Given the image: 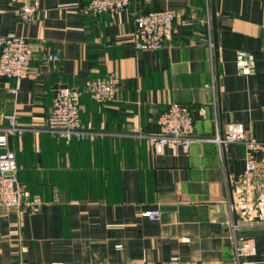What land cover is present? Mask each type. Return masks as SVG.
Masks as SVG:
<instances>
[{"label": "crops", "instance_id": "obj_1", "mask_svg": "<svg viewBox=\"0 0 264 264\" xmlns=\"http://www.w3.org/2000/svg\"><path fill=\"white\" fill-rule=\"evenodd\" d=\"M88 1L0 0V37L23 36L33 49L30 76H0V134L15 114L21 131L8 147L38 206L0 207V264H237L229 220L240 188L229 197L226 175L235 179L262 155L239 142L220 152L204 139L242 123L264 141V0H215L217 61L210 0H131L116 17L85 15ZM24 3L37 7L34 22L20 20ZM164 8L177 13L172 40L136 49V18ZM236 50L254 55L252 74L238 73ZM109 72L120 81L116 101L80 100L84 125L103 135L70 143L52 136L58 90ZM171 102L192 109L195 139L188 151L156 153L139 133L156 132ZM151 209L159 220L142 216ZM252 241L256 253L241 264H264V236Z\"/></svg>", "mask_w": 264, "mask_h": 264}, {"label": "built area", "instance_id": "obj_2", "mask_svg": "<svg viewBox=\"0 0 264 264\" xmlns=\"http://www.w3.org/2000/svg\"><path fill=\"white\" fill-rule=\"evenodd\" d=\"M131 0H89L83 6V13L88 16L109 14L116 17L124 11ZM177 13L172 8L153 10L136 18L134 44L138 50H158L166 41L172 40L174 21ZM19 18L30 23L37 19V7L24 3L19 8ZM33 49L29 41L18 35L0 37V76L20 80L30 76L32 72ZM57 54H48V61H55ZM235 64L239 74L250 75L254 72L255 59L250 52L236 50ZM215 87L214 82L211 84ZM121 91L119 77L115 72L103 76L87 78L82 87L66 86L58 90L47 118V131L54 137L67 143L73 141H94L104 132L88 128L81 118V98L88 95L99 104H108L117 100ZM9 126L6 132L0 134V207L15 208L27 211L37 209L31 200V192L27 184L18 175L19 165L16 153L11 150L9 137L16 135L18 127L15 114L8 116ZM156 132L139 133L146 138L148 145L156 153H161L166 147L182 146L188 151L193 142L195 120L190 106L171 102L159 114L156 120ZM204 140L214 142L220 149L231 143H242L247 151L259 152V159H248L243 173L232 179L226 175L229 197L233 195L232 188H240L239 202L230 200V229L234 238V257L237 264L242 258L253 256L256 246L252 238H236V232L246 229L264 228V141L250 136L242 123L227 124L220 131L216 126L215 133ZM234 213L238 215L234 219ZM142 216L151 220H159V209L146 210ZM132 264H177V260L168 262H142Z\"/></svg>", "mask_w": 264, "mask_h": 264}, {"label": "water", "instance_id": "obj_3", "mask_svg": "<svg viewBox=\"0 0 264 264\" xmlns=\"http://www.w3.org/2000/svg\"><path fill=\"white\" fill-rule=\"evenodd\" d=\"M211 5V23L213 34V48L216 61L218 60V33H217V18H216V6L215 0H210ZM234 219L236 220L238 215L234 213ZM257 236H264V228H254L240 230L236 232V238H252Z\"/></svg>", "mask_w": 264, "mask_h": 264}]
</instances>
